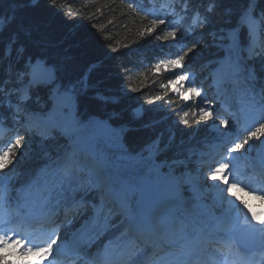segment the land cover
<instances>
[{"label": "trees", "instance_id": "1", "mask_svg": "<svg viewBox=\"0 0 264 264\" xmlns=\"http://www.w3.org/2000/svg\"><path fill=\"white\" fill-rule=\"evenodd\" d=\"M183 14L184 25L176 20ZM39 63L51 70L45 79L33 75ZM186 70L202 87L216 84L245 104L264 102V0H0V125L16 136L10 150L0 151V197L3 185L43 196L48 207L59 197V239L81 227L91 240L125 205L103 192L141 178L162 179L172 190L179 174L197 171L199 153L216 138L214 122L239 130L254 153L264 108L253 131L237 129L221 118L222 107L206 112L202 98L188 101V84L173 88ZM62 90L74 93L76 126L41 133L27 126L25 115L43 117ZM97 159L96 181L88 167ZM186 196L177 214L191 229L192 220L209 216L195 191ZM126 203L134 211L128 193ZM168 230V237L179 235ZM7 251L20 256L10 245Z\"/></svg>", "mask_w": 264, "mask_h": 264}, {"label": "rangeland", "instance_id": "2", "mask_svg": "<svg viewBox=\"0 0 264 264\" xmlns=\"http://www.w3.org/2000/svg\"><path fill=\"white\" fill-rule=\"evenodd\" d=\"M184 15V16H183ZM178 15L177 21L185 24V16L186 14ZM191 17H197L196 13H193ZM179 56L174 57L172 60L173 64L178 65L179 62ZM173 66H166L165 69L171 73H175V68ZM180 65V64H179ZM234 66V64H233ZM51 70L47 69L42 63L37 64L36 68L33 69V75L36 76V79H45L48 76H50ZM189 76L188 70L183 74L182 77H179L175 82H173L172 86L175 90H179L180 87L184 86L187 83V79ZM38 77V78H37ZM196 90V89H195ZM195 90H188L186 92L187 99H191L193 97V92ZM75 111V96L73 92H70L68 90H62L61 96L56 98L54 109L49 111L48 113L44 114L42 119L38 116H34L30 113H27L25 115L26 124L29 127L34 128L37 132H47L49 131L50 127L56 128V129H62L63 130H69L76 126L73 113ZM137 112L140 114L141 109H138ZM45 123H44V122ZM214 128H218V125L213 126ZM20 151L25 152L23 148H19ZM77 158L75 160L77 168L81 169L83 167L82 164L79 162L81 161L82 152L76 153ZM100 167V160H95L92 162L88 169L90 170V176H93V178L97 181L98 178L95 176V173L97 172L98 168ZM225 172H223V175L221 173V182L224 184L222 186H219L217 183H210L205 179L204 174L201 173H193L190 171L184 172L182 175L178 176L179 183L175 185L172 188V191H169L166 189L164 183L159 179H152L148 180L146 182L141 181L140 183L136 182H125V184L122 187V190L128 191L129 195H134L136 198L140 199L143 198L145 195L148 196H161L166 197L167 199L169 197H176L178 195H181L184 193L185 190H195L197 193L200 194V196L203 197L204 201H207L205 197L212 192L210 196V203L215 204L218 206L226 205L225 213L224 215H228V211H232L236 205L241 201L243 198L244 200H248V196H241V191L238 183H232L229 182L227 184V181L229 177H226ZM227 185V187H226ZM104 193V192H103ZM102 197H105L104 195ZM5 197L2 200V203H0V218L1 222L4 223L6 220L10 218L12 214H16L18 211H20V205L14 204L8 202V200H4ZM184 198L182 197V200ZM116 200L119 202H124V195L122 193H119L118 196H116ZM250 200V199H249ZM255 202V200L252 201V203ZM251 203V204H252ZM204 207L206 205L203 204ZM126 210V209H125ZM117 213H121L119 209H116ZM130 213L129 211H126L123 215L118 217V219L112 223L109 224L108 228H110V231L106 233L107 241L109 242V239H112L113 236H118L119 234L124 233H131V241L125 242L124 247H127V250L131 251L132 248L136 246V243L139 242L141 246L137 251H135L136 254H140V260L146 259V263L148 264H169L166 262V259L163 255H160L159 249L167 248V243H164V241L167 239V237H164L162 239H159L157 242H151L150 239L155 237L158 239L157 236L154 235H147L139 238L138 236H141L138 232H136L135 228L133 227V224L129 222ZM174 217V215H172ZM232 218L237 221V216L234 214ZM174 218L171 219L169 223V227L174 228ZM177 222V221H176ZM181 221H178L180 223ZM233 222V221H231ZM136 232V233H135ZM164 232H162L163 234ZM161 238V237H160ZM66 243V242H65ZM158 244V245H157ZM23 248V247H21ZM44 253H46V250H43ZM54 252V248L51 253ZM4 254L5 252L0 249V255ZM60 260V257H57ZM11 259L12 263H15V261ZM44 259V258H42ZM63 259V258H62ZM134 259H131L130 262L127 264H130L131 262L134 263ZM0 264H2V260L0 259ZM27 264H35L34 262H29Z\"/></svg>", "mask_w": 264, "mask_h": 264}, {"label": "bare ground", "instance_id": "3", "mask_svg": "<svg viewBox=\"0 0 264 264\" xmlns=\"http://www.w3.org/2000/svg\"><path fill=\"white\" fill-rule=\"evenodd\" d=\"M209 217H210V216H209ZM201 223H202V222H201ZM194 247H198V248H199L200 246H198V245H195Z\"/></svg>", "mask_w": 264, "mask_h": 264}]
</instances>
